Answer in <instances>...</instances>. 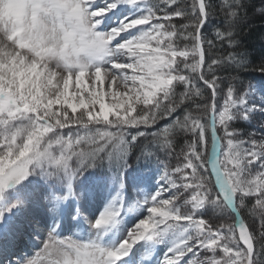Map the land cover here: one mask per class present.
<instances>
[{"label":"snow or ice","instance_id":"snow-or-ice-1","mask_svg":"<svg viewBox=\"0 0 264 264\" xmlns=\"http://www.w3.org/2000/svg\"><path fill=\"white\" fill-rule=\"evenodd\" d=\"M249 7L0 0V264H264Z\"/></svg>","mask_w":264,"mask_h":264},{"label":"trees","instance_id":"trees-1","mask_svg":"<svg viewBox=\"0 0 264 264\" xmlns=\"http://www.w3.org/2000/svg\"><path fill=\"white\" fill-rule=\"evenodd\" d=\"M220 0H212L214 5L219 4ZM250 7L248 8L247 17L237 21L235 30L237 39L240 41V46L236 49L237 52H246L247 58L250 61L248 69L240 71V80L244 85L251 82L264 84V76L252 69L260 63V57L264 56V15H261V10L264 9V0H249ZM223 23V16L217 15L211 18L210 23L204 29L208 38H211V29L216 24ZM219 47V46H218ZM211 54V53H210ZM238 83V87H239ZM242 90V89H241ZM257 116H253L255 118ZM251 122L238 121L236 126L243 132H251L255 128L254 119ZM174 161V162H173ZM172 163L175 164V158H172ZM211 215V212H209ZM246 222L255 230L258 226V220L249 218L247 213H244Z\"/></svg>","mask_w":264,"mask_h":264},{"label":"rangeland","instance_id":"rangeland-1","mask_svg":"<svg viewBox=\"0 0 264 264\" xmlns=\"http://www.w3.org/2000/svg\"><path fill=\"white\" fill-rule=\"evenodd\" d=\"M254 89H256V100L259 101L260 99V95L261 92L264 91V84L263 83H256L253 85ZM255 118L254 119V124H255V128L251 129V132H255L256 136L259 137L261 134L259 132V127L261 123H264V118L261 117L260 113H256L255 114ZM248 123V122H246ZM248 132V133H251ZM174 162V161H173ZM252 218V217H249ZM258 226V224H257ZM46 235V232L44 233ZM37 245H40V240L37 238H33L32 240H28L27 238H25L23 240V242H17V255L18 256H23L26 253H34L37 250ZM42 246V245H41ZM16 257H13V259H15ZM162 258V255H161Z\"/></svg>","mask_w":264,"mask_h":264}]
</instances>
